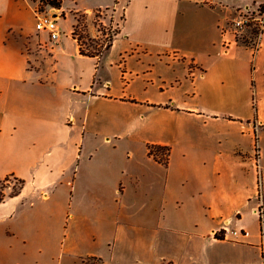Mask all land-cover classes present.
Returning <instances> with one entry per match:
<instances>
[{"label": "crops", "instance_id": "obj_1", "mask_svg": "<svg viewBox=\"0 0 264 264\" xmlns=\"http://www.w3.org/2000/svg\"><path fill=\"white\" fill-rule=\"evenodd\" d=\"M89 1L59 11L113 13L99 58L75 19L54 42L24 23L29 0H0V182H21L0 233L28 258L44 225L75 264H264V28L255 51L223 33L250 0Z\"/></svg>", "mask_w": 264, "mask_h": 264}, {"label": "rangeland", "instance_id": "obj_2", "mask_svg": "<svg viewBox=\"0 0 264 264\" xmlns=\"http://www.w3.org/2000/svg\"><path fill=\"white\" fill-rule=\"evenodd\" d=\"M54 0H32L28 3H22L20 5V10L22 13V17L24 20V23L27 25V27L32 26L34 27L35 25V19H34V9H38L40 12H46L48 13L49 11L56 13L58 17V25L60 26L61 33L63 37L67 36L68 30L70 29V26L73 24V19L78 20V31L81 33L84 37L85 35L90 37L91 40L85 41V46L84 48L86 50H92L93 45L97 44H106L109 36H112L113 30H115L116 24L112 22V15L113 13L111 11H105V10H100V11H93L91 13H86V20H84V16L82 15L83 13L80 12H75L74 10H70L67 12H61L59 9L52 7L51 3ZM253 0L249 1V4H247L246 7H244V4H238L235 5V15L232 17L228 23L233 21L238 14L244 15L245 12H248L247 17L254 18L256 17L257 12H254L258 7L259 4H255L252 2ZM89 0H62V7L64 10H69L72 7L80 8V9H85L88 4ZM231 5L234 2H237V0H227ZM226 2V4H227ZM264 0L261 1L263 3ZM260 3V5H261ZM229 5V6H231ZM264 9V3L262 4ZM73 18V19H72ZM74 21V23H77ZM105 23V24H101ZM82 24L86 25V28H83ZM101 24V25H100ZM104 25V27H103ZM250 27H247L246 29L242 31L235 32L232 28L230 29L228 26H226V30L228 35L233 34L235 38H238L240 43L243 41L247 47H250L253 50H256L258 47L259 39L261 36V30L258 28L253 29L254 27L249 25ZM35 29V28H34ZM93 31V32H92ZM236 40V39H235ZM91 43V46L89 45ZM241 44V43H240ZM244 45V44H242ZM244 45V46H245ZM253 61L251 60V69L253 68ZM19 187V184L14 181L12 178H7L4 181L0 182V190H2V193L4 190L8 191V194H12L15 190H17ZM5 196V195H4ZM45 226L42 225L40 228V235L41 239H48V241L45 244H41V246L44 247L45 251L42 248V251L40 254H30L27 257H21L20 255V245H17L13 239H12V231L9 228H5L4 231H2L1 237H0V248L2 249H8L9 247L13 246L15 249L14 252V260L19 261V264H26L24 260H29L30 262H35V264H75L73 262H69V258L67 254L61 253L60 246L56 245L53 242V233L54 230L44 228ZM236 230V229H233ZM238 231V230H237Z\"/></svg>", "mask_w": 264, "mask_h": 264}, {"label": "built area", "instance_id": "obj_3", "mask_svg": "<svg viewBox=\"0 0 264 264\" xmlns=\"http://www.w3.org/2000/svg\"><path fill=\"white\" fill-rule=\"evenodd\" d=\"M263 3H261V5L259 4V7L255 11H253V13L258 11L256 17L250 19V17H247L248 12H245L244 15L238 14L233 21H231L230 23H226L223 29V33H227L226 26H228L230 29L232 28L235 32H240L246 29L247 27H250L249 25L255 28H257L258 26L262 33L264 28V9L262 10ZM33 13L35 19V30L37 32L46 33L51 41L57 42L61 36V30L57 22L58 17L53 16L51 11L46 13L40 12L38 9H34ZM197 71V68L193 67V69L191 68L190 70V74L194 75ZM199 74L202 73L200 72ZM231 233L233 236H241L246 234L244 231L241 230L232 231Z\"/></svg>", "mask_w": 264, "mask_h": 264}, {"label": "trees", "instance_id": "obj_4", "mask_svg": "<svg viewBox=\"0 0 264 264\" xmlns=\"http://www.w3.org/2000/svg\"><path fill=\"white\" fill-rule=\"evenodd\" d=\"M51 5H52V7L60 9L61 0H54L51 3ZM97 11H100V10H97ZM82 15L84 16V20H86V13H83ZM75 21H76V19H75ZM76 22L77 23H74L72 26L71 37L76 40L78 48H79V53L83 56L99 58L101 56V54L110 47L111 42L113 40V36H115L118 33V26H116L115 30H113L112 36H109V39L105 45L104 44L93 45L92 50H86L84 48L85 41H89L91 39H90V37H88L86 35L84 37L81 33H79V31L77 30L79 21L77 20ZM101 24H103V23H101ZM82 26H83V28H86L85 24H82ZM103 27H104V25H103ZM253 29H255V27ZM254 32H256V29ZM238 41H239V39L236 38V42H238ZM240 43L245 45V43L243 41H241ZM89 45L91 46V43ZM168 151H169V149L167 147L150 146L148 149V154L151 155L155 160L165 164L167 157H168ZM18 184H19V187H18V189H19L21 187V182H18ZM17 190H15L11 195H15L17 193ZM3 199H4V194L2 193V190H0V202ZM259 202H260L259 207H258L259 224H260L261 234H263L264 217H263V212H262V205H261L260 196H259ZM216 237L222 238L220 233L216 234Z\"/></svg>", "mask_w": 264, "mask_h": 264}, {"label": "water", "instance_id": "obj_5", "mask_svg": "<svg viewBox=\"0 0 264 264\" xmlns=\"http://www.w3.org/2000/svg\"><path fill=\"white\" fill-rule=\"evenodd\" d=\"M53 16H57L56 13L52 12Z\"/></svg>", "mask_w": 264, "mask_h": 264}]
</instances>
